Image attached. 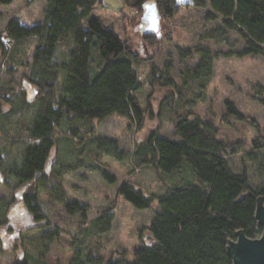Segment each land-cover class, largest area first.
I'll return each mask as SVG.
<instances>
[{"label":"rangeland","instance_id":"obj_1","mask_svg":"<svg viewBox=\"0 0 264 264\" xmlns=\"http://www.w3.org/2000/svg\"><path fill=\"white\" fill-rule=\"evenodd\" d=\"M47 1L0 4L2 38H8L3 33L15 16L28 25L43 22ZM103 1L105 5L96 6L93 14L113 27L143 58L134 65L144 86L137 95L146 109L145 122L138 129L118 115L105 121L70 117L57 132L60 137L43 174L22 185L14 178L7 181L2 167L20 161L27 138L23 128L35 115L42 90L27 79L32 68L24 64L27 60L33 63L38 39L29 40L26 52L18 48L13 59L11 52L4 54L0 47V85L7 92L0 99V264L25 258L39 264H77L78 239L84 241L81 247L89 244L98 250L104 264L122 256L133 261L139 247L154 242L149 227L159 204L155 200L151 209H138L118 195V188L121 182L128 181L153 196L163 194L181 175L190 177V171L184 169L171 176L156 172L152 166H139L136 156V149L152 132L179 140L174 120L190 111L218 127L219 137L234 150L228 158L236 173L247 174L254 189L264 184V106L259 102L264 97V56H216L221 52H242L246 42L237 32L225 28L221 16H210L208 0H203V6L201 0H195L194 5L178 7L175 16L162 18L156 42L141 38L139 25L144 12L140 14L125 0ZM5 42L11 49L14 43L7 39ZM178 46L195 51L202 47L212 52L213 74L206 87L201 83L205 75L199 69L201 57L182 58ZM70 47L69 40L60 45L53 63L57 68ZM11 65L14 68L8 70ZM193 72L198 78L193 77ZM4 89L1 94H5ZM226 102L236 104L245 120L228 115ZM107 139L115 141L117 148ZM258 139L263 147L257 150L253 143ZM184 167L190 169L188 163ZM102 171L115 174L117 182H109ZM27 193H35L40 200L41 220L27 209ZM77 200L90 207L87 221L70 215L65 208L68 201ZM108 213L113 217L110 229L93 230V222L102 215L106 218ZM52 234L56 236L48 240Z\"/></svg>","mask_w":264,"mask_h":264},{"label":"trees","instance_id":"obj_2","mask_svg":"<svg viewBox=\"0 0 264 264\" xmlns=\"http://www.w3.org/2000/svg\"><path fill=\"white\" fill-rule=\"evenodd\" d=\"M154 1L161 19L173 17L179 10L175 0H125V3L142 14L145 4ZM13 2L0 0L1 5ZM204 3L200 1L201 6ZM47 4L41 23L28 25L18 16L8 21L5 31L14 43L11 49L0 31V47L4 54L11 52L12 59L18 48L26 52L29 40L38 39L33 63L30 65L27 60L24 64L32 68L27 79L42 90L40 102L35 115L23 128L27 131V138L20 161L2 167L7 181L14 178L20 185L43 174L60 137L57 132L63 121L71 120L70 117L105 121L118 115L138 129L145 122L146 109L137 95L144 86L134 65L143 58L113 27L93 14L96 6L105 5L104 1L48 0ZM208 4L212 9L210 16H221L225 28L237 32L246 42L242 52H221L216 56H264V0H208ZM157 36V33L145 34L141 38L144 42H156ZM67 40L71 41V47L59 69L53 64L55 55ZM177 52L182 58L201 57L199 69L205 72L201 83L206 87L213 74L212 52L202 47L195 51L181 46ZM12 67L14 65L8 70ZM154 72L155 67L153 75ZM193 77L198 78L197 73L193 72ZM3 89L0 85V92ZM6 93H0V99ZM259 102L264 106V97L259 98ZM226 104L228 115L245 120L236 104ZM174 123L180 139H168L152 132L136 149L137 162L139 166H152L156 172L171 176L179 175L184 169L190 171V177L181 175L163 194L153 196L128 181L121 182L118 195L136 208L151 209L153 201H158V209L149 227L154 242L139 247L133 261L122 256L112 258L106 264H233L228 246L231 239H236V232L243 229L249 238L263 234L264 227L259 226L255 215L258 198L262 196L264 199V184L254 189L247 174L236 173L231 168L228 156L234 154V150L219 137L217 126L191 111L177 116ZM107 142L117 148L115 141L107 139ZM253 146L258 150L263 144L258 139ZM187 163L190 169L184 167ZM102 174L109 182H117L115 174L109 171H102ZM24 199L31 214L41 220L43 209L37 195L27 193ZM65 208L70 215L88 220L90 207L86 203L68 201ZM103 216L93 222V230L106 232L110 229L111 213L106 218ZM90 230L91 227L86 232ZM56 234L49 235L48 240H53ZM78 240L77 264L105 263L98 250L89 244L81 247L84 241ZM11 264L39 263L25 258Z\"/></svg>","mask_w":264,"mask_h":264},{"label":"water","instance_id":"obj_3","mask_svg":"<svg viewBox=\"0 0 264 264\" xmlns=\"http://www.w3.org/2000/svg\"><path fill=\"white\" fill-rule=\"evenodd\" d=\"M175 1L178 7L196 4L195 0ZM140 21L139 32L141 35L159 32L162 20L155 1L145 4ZM255 219L259 226L264 227V199L262 196L258 198ZM236 233V239H231L228 246V255L232 257L233 264H264V231L262 236L257 238H249L243 229Z\"/></svg>","mask_w":264,"mask_h":264},{"label":"built area","instance_id":"obj_4","mask_svg":"<svg viewBox=\"0 0 264 264\" xmlns=\"http://www.w3.org/2000/svg\"><path fill=\"white\" fill-rule=\"evenodd\" d=\"M3 34H4V35H7V32L5 31ZM3 38H4V40L7 39V41L10 40L9 38H6L5 36H4Z\"/></svg>","mask_w":264,"mask_h":264}]
</instances>
